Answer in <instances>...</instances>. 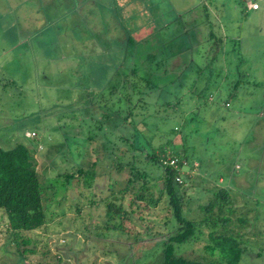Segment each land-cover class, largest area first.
Returning <instances> with one entry per match:
<instances>
[{
  "label": "rangeland",
  "instance_id": "rangeland-1",
  "mask_svg": "<svg viewBox=\"0 0 264 264\" xmlns=\"http://www.w3.org/2000/svg\"><path fill=\"white\" fill-rule=\"evenodd\" d=\"M97 1L0 0V147L24 144L46 185L57 172L85 167L91 160L99 172L92 187L73 182L66 190L54 184L55 191L45 201L44 227L26 233L35 246L27 258L15 252L0 215V264H57L58 255L60 264H158L162 241L173 229L172 221L163 227L169 217L163 202L149 211L143 208V219L134 221L137 241L117 230L95 227L104 222V210L102 203L90 204L92 192L99 195L114 178L119 187L126 178L125 172L109 168V155L100 148L101 133L95 135L86 95L95 83L88 80L85 63L75 57L84 52L92 61L95 55L113 53L109 39L115 38L118 27L108 16V6L98 2L101 9L96 13L97 7H92ZM244 2L133 3L142 14L136 21L146 22L136 37L150 29L148 15L152 23L173 21L137 51L129 49L122 67L139 63L140 55L155 50V42L175 36L161 50L170 57L159 82L168 87L167 97L180 96L179 116L168 123H178L187 135L193 153L190 171L200 175L198 182L223 186L231 194L230 217L238 220L241 230L238 233L231 221L229 232L242 239L240 263L264 264V7L246 14ZM175 13L181 16L176 22ZM118 55L110 54V59L120 60ZM172 78L175 82L168 83ZM111 129L105 130V139L123 132L121 125ZM172 142L182 143L177 128ZM186 172L187 164L182 167V174ZM190 185L185 189L193 194ZM85 223L90 229L83 227ZM146 230L160 232L149 236ZM205 239L177 244L175 252L203 262L212 259Z\"/></svg>",
  "mask_w": 264,
  "mask_h": 264
},
{
  "label": "trees",
  "instance_id": "trees-1",
  "mask_svg": "<svg viewBox=\"0 0 264 264\" xmlns=\"http://www.w3.org/2000/svg\"><path fill=\"white\" fill-rule=\"evenodd\" d=\"M138 1L140 0L97 1L108 6V16L115 20V26L118 27L115 38L109 39V42L113 45L111 51L119 54L120 60H111L112 52L103 56L92 54L95 55L93 62L90 61L91 55L87 53L75 55L85 63L87 69L84 72L88 74V80L95 83L86 95L87 105L93 108L92 124L97 132L95 135L101 133L98 136L101 137L100 148L109 155L110 169L116 173H126V178L122 179L119 187L115 186L117 180L114 178L106 187L99 189V195L98 191L92 192L90 204L99 206L102 203L104 210L101 213L104 222L95 227L117 230L137 241L139 233L134 230V221L143 219V208L149 211V208L163 202L169 212L163 227L171 221L174 226L162 241L158 264H241L244 252L242 239L238 234L241 225H236L235 221L238 220L230 217L234 203L231 201V194L223 186L198 182L200 175L190 171L193 167L190 161L193 153L189 149L187 135L182 134L178 123H168V120H176L179 116L180 96L171 92L174 96L167 97L168 87L159 82L167 72L163 67L169 56L161 54V50L175 36L155 42V50L140 55L139 63L122 67L129 49L137 51L138 47L150 42L153 35L161 34L173 21L171 19L170 22L159 24L156 21L153 25L152 18L146 14L149 18L147 28L150 29L145 30L142 37H136L143 32V24L146 23L145 19L142 24L136 21L142 15L141 10L131 5ZM97 3L92 7H97L96 13L101 9L100 3ZM173 15L175 22L180 20V14ZM97 16L101 18L104 15ZM209 34L214 35L212 32ZM215 44L218 45L219 42ZM170 82L174 83V78L168 83ZM151 107L153 108L150 109ZM117 125L122 126L123 132L105 139V130L109 128L111 131ZM176 128L181 134L180 146L172 142ZM33 133L34 136L35 132ZM167 156L177 158L176 166L163 163ZM185 164L188 172L182 174ZM96 165V161L91 160L85 167L75 165L69 170L59 171L53 176V182L46 185L40 178L35 158L24 144L17 143L9 149L0 147V215L5 219L4 231L18 255L27 258L35 252L34 243L26 233L44 227L47 218L45 201L55 191L54 184H61L66 190L73 182H82L85 187H92L94 179L99 176ZM153 167L158 170L156 174ZM176 176L181 178L180 182L176 180ZM189 182L194 189L193 194L186 192ZM225 210L227 213H223ZM231 221L237 227L238 233L234 232L236 234L229 232L232 230V227L229 228ZM83 227L88 230L91 225L85 223ZM159 232L146 230L145 234L156 236ZM202 238H206L205 249L212 259L203 262L175 252L177 244L197 242ZM60 263L63 262L58 255L57 264Z\"/></svg>",
  "mask_w": 264,
  "mask_h": 264
},
{
  "label": "built area",
  "instance_id": "built-area-1",
  "mask_svg": "<svg viewBox=\"0 0 264 264\" xmlns=\"http://www.w3.org/2000/svg\"><path fill=\"white\" fill-rule=\"evenodd\" d=\"M247 6L252 8V9H257L259 7V4L256 1H248L247 2ZM30 134L33 135L34 133L31 132ZM176 162H177V158L176 157H172V156H167V157H165V159H163V163L164 164H168L169 163V164H173V165L176 166ZM176 180L180 182L181 178L179 176H176Z\"/></svg>",
  "mask_w": 264,
  "mask_h": 264
},
{
  "label": "crops",
  "instance_id": "crops-1",
  "mask_svg": "<svg viewBox=\"0 0 264 264\" xmlns=\"http://www.w3.org/2000/svg\"><path fill=\"white\" fill-rule=\"evenodd\" d=\"M243 1H245L243 4H244V13H249V11H258L259 9H260V7H264V1H262V0H243ZM248 1H256V2H258V4H259V7L257 8V9H252V8H250V7H248L247 6V2ZM260 1V2H259ZM235 2V1H234ZM236 3H237V1H236ZM238 4V3H237ZM185 8H187L186 6H185ZM176 14H178V13H176ZM264 14V9H262V15ZM264 17V16H263Z\"/></svg>",
  "mask_w": 264,
  "mask_h": 264
}]
</instances>
